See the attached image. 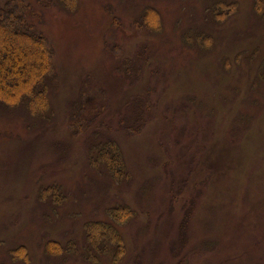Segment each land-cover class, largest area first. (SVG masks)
<instances>
[{
  "label": "rangeland",
  "instance_id": "obj_1",
  "mask_svg": "<svg viewBox=\"0 0 264 264\" xmlns=\"http://www.w3.org/2000/svg\"><path fill=\"white\" fill-rule=\"evenodd\" d=\"M23 1L55 76L46 118L0 103V264H89L86 225L120 205L135 216L118 264H264L255 0ZM72 117L88 130H72ZM112 138L131 174L121 183L91 161ZM51 241L62 256L47 255ZM21 247L25 261L12 260ZM112 254L99 264H115Z\"/></svg>",
  "mask_w": 264,
  "mask_h": 264
},
{
  "label": "trees",
  "instance_id": "obj_2",
  "mask_svg": "<svg viewBox=\"0 0 264 264\" xmlns=\"http://www.w3.org/2000/svg\"><path fill=\"white\" fill-rule=\"evenodd\" d=\"M254 7L264 10V0H255ZM212 10L215 12L214 6ZM31 13L32 6L23 0H0V103L12 107L25 105L32 115L46 118L50 110L49 84L55 76L54 53L44 32L33 22L35 14ZM149 17L150 11L145 20L148 27L155 30ZM199 42L204 44V40ZM82 101L80 108L89 110L91 104ZM77 120L72 117L71 125L72 130L78 132L85 127V121L80 120L78 128ZM95 149L97 154L91 161L97 170L100 166L106 169L114 183L131 179L125 156L115 139L97 144ZM43 195H52L55 203L61 202L54 188L45 190ZM107 216L109 222H92L85 227L89 247L85 254L89 264H99L98 254L107 257L110 251L114 253L113 262L118 264L127 253L121 228L135 216L134 209L130 205H120L111 208ZM45 250L51 256H62L65 252L58 241L48 242ZM24 251V247L11 251L10 257L15 260L21 254L19 260L25 261Z\"/></svg>",
  "mask_w": 264,
  "mask_h": 264
}]
</instances>
